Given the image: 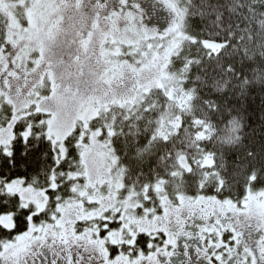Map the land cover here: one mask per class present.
<instances>
[{
  "label": "snow or ice",
  "instance_id": "snow-or-ice-1",
  "mask_svg": "<svg viewBox=\"0 0 264 264\" xmlns=\"http://www.w3.org/2000/svg\"><path fill=\"white\" fill-rule=\"evenodd\" d=\"M153 5L0 0V264H264V0Z\"/></svg>",
  "mask_w": 264,
  "mask_h": 264
},
{
  "label": "trees",
  "instance_id": "trees-1",
  "mask_svg": "<svg viewBox=\"0 0 264 264\" xmlns=\"http://www.w3.org/2000/svg\"><path fill=\"white\" fill-rule=\"evenodd\" d=\"M216 0H192L193 5L195 6L193 8V11L196 10L201 4H206V3H215ZM194 21L197 23H200V17L195 16ZM229 95H231L229 93ZM242 106L247 109V112L245 113L246 116L250 117L249 120H247V123L251 125V127L247 130L249 134H252L253 132L255 133V138L259 139L261 135V122L264 121V99H262L260 93L258 91H253L250 93L248 98L244 101L241 102ZM247 143V141H246ZM232 157L229 155L228 160L231 161ZM3 170V160L0 158V171ZM28 172H32L33 168L28 167L26 169ZM25 169L22 167L19 171L20 175L24 174ZM228 172L231 174L233 173V169L229 167ZM16 174V173H14ZM240 183L242 184V179L237 177V181H234V183ZM234 190H239V188H235ZM3 208V198H0V209ZM0 235H2V232H0Z\"/></svg>",
  "mask_w": 264,
  "mask_h": 264
},
{
  "label": "rangeland",
  "instance_id": "rangeland-1",
  "mask_svg": "<svg viewBox=\"0 0 264 264\" xmlns=\"http://www.w3.org/2000/svg\"><path fill=\"white\" fill-rule=\"evenodd\" d=\"M143 6L146 10H148L151 20L150 23L157 24L161 29L165 28L167 26L166 24V12L163 8L159 7V5L156 6L157 11L155 15H152L153 13V0H143Z\"/></svg>",
  "mask_w": 264,
  "mask_h": 264
},
{
  "label": "flooded vegetation",
  "instance_id": "flooded-vegetation-1",
  "mask_svg": "<svg viewBox=\"0 0 264 264\" xmlns=\"http://www.w3.org/2000/svg\"><path fill=\"white\" fill-rule=\"evenodd\" d=\"M239 190H240V189H239ZM239 190H234V189H233V194H235V193L238 192ZM208 194H214V192H213L212 190H209V193H208ZM165 238H166V237H165ZM224 239H225V240L228 239V234H227V233L224 234ZM141 240H142V241H145V240H148V238H147L146 236H142V237H141ZM153 242H154V243H159L160 241H159V239H157L156 241H153ZM181 243H182V241H181ZM190 243H194V244H195V243H201V242H200V241H190ZM142 246H144L143 243H142ZM170 250H171V249H170Z\"/></svg>",
  "mask_w": 264,
  "mask_h": 264
}]
</instances>
